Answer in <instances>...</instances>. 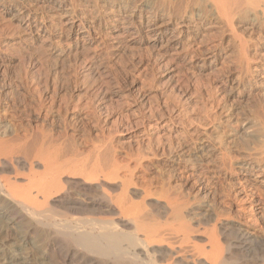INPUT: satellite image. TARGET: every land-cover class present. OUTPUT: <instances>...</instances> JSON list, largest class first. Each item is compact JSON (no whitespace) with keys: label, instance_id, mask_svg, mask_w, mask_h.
<instances>
[{"label":"bare ground","instance_id":"6f19581e","mask_svg":"<svg viewBox=\"0 0 264 264\" xmlns=\"http://www.w3.org/2000/svg\"><path fill=\"white\" fill-rule=\"evenodd\" d=\"M111 10L121 28L107 33L110 42L148 30L153 46L162 44V58L174 51L167 64H189L204 53L212 66L224 57L229 39L239 73L228 82L244 85L234 97L246 102L263 90L264 55L251 54L252 38L239 35L237 26L248 22L250 34H264V0H0V20L6 22L0 29V264H14L27 238L47 240L49 251L58 236L82 251L69 252L66 243L61 264H264V256H246L264 247V220L258 222L264 216V99H250L246 115H231L238 116L233 124L220 118L219 102L209 95L208 104L200 98L199 111L165 99L157 116L144 113L140 104L132 105L110 64L109 42L77 15L91 13L100 21ZM46 17L76 32L72 54L49 51L65 45L51 33L50 25L58 23L46 24ZM205 27L213 41L204 51L193 35ZM132 126L144 147L134 159L127 148ZM224 137L232 138L227 147ZM216 185L225 189L216 191ZM171 188L181 201L169 198ZM6 225L18 229L10 247ZM30 244L36 251L43 245ZM39 252L43 260L48 256Z\"/></svg>","mask_w":264,"mask_h":264},{"label":"rangeland","instance_id":"374dc122","mask_svg":"<svg viewBox=\"0 0 264 264\" xmlns=\"http://www.w3.org/2000/svg\"><path fill=\"white\" fill-rule=\"evenodd\" d=\"M114 6H116V5H113L112 4V7H114ZM94 11L95 10H93V12ZM114 11H119V7L116 6ZM108 12L109 11H106V13H104V15H102V19L100 21L96 20V17L93 18L95 15H93V14L91 15V13H89L90 15L89 14H82V12L80 11V12H78L77 15L78 16L80 15V16L83 17V19L87 20V21H85L88 24L87 27H90L91 26L90 29L92 28L91 30H93L94 34L95 35L96 34L97 35L98 34L100 35V36H97L96 35L97 38L98 37L101 38L102 37L101 35L103 34V37L104 38L102 37L101 39L102 40L104 39L103 41H104L105 44L107 42H109V43L106 44V45L109 44L106 47L108 48V50L110 49L109 50V52H110V64L117 71V74H118L119 78H121V79H119L121 85L124 86L125 89H128L129 90V94H130V98H131L132 105L134 106V104H136L138 107L141 105L140 106V109H142V107H143V112L144 113H148L149 112L150 114L153 113V115L157 116V114H159L158 112H161L162 110H164L165 107H166V105H167L164 102H162V101H165V99L167 100L168 104H170L172 102H174V103L175 102H178L179 100L182 103L185 102L184 104H182V106L183 107L185 106L186 108L188 107L189 109H192L193 112H195V109L194 108H196V110H197L198 108L202 107L201 106L202 104H205V103L208 104L210 102V101L205 102L206 99H207L206 96L209 95L208 98L211 97V96L212 97H211V99L209 98L208 100H212L215 97V100H217L219 102V104H218V102L216 104H218L217 109H218L219 112L217 111V114L220 113V116H221L220 118H222V120L225 121V122H231V124H233L235 122L233 118L234 117H238V116H236V115L231 116V115L234 112H235L234 114L238 113V115L241 114V112L243 114H245V113L247 114L249 112V108H248L247 105L251 101L250 99H252V100H254V98H255V100L260 99V98H261V100H262V98L264 99V97L262 95L263 94L262 92H264V86H262V85L259 86V87L260 88L263 87L262 88L263 90L257 92L256 94H254L251 98L248 99L249 101L247 99H246V102H245V100L244 101H240V100H238V99H236L234 97L235 95H237L238 92H240L242 89H244L243 88L244 85H238L237 86V85H235V82L234 83L233 82L232 83L231 82H228L229 79H234V77L239 73L237 71L238 70L237 69V66L235 67L236 63L233 62V61H235L234 59L236 58V47H235V44H233V43L232 44L227 43L229 41V39H228V41L226 39V42H225V45H224V49L222 50L224 57L223 58L222 57L221 58H218L217 61L212 64V66L211 65L210 66L208 65L209 60L207 59V57H209V56L206 55L207 56L206 57L204 53H203L204 55L201 54V57H200L202 60L200 58H198L200 60L196 59L195 60L196 63L195 62L189 63L193 69L189 66V64H187L188 61H186L187 63H182V64L180 63L179 64V62L177 60V62L176 61L171 62L173 64H167L166 63V59L169 58L168 55H170V54L172 55V53L174 55V51H171V52L169 51L168 54L165 53L166 55L164 54L165 56L163 57L164 58L163 59L162 58V54L165 51L164 50H161L162 44H158V45H154L153 46V42H154V40H153L154 39L153 33H150L148 30L145 31V29H144V30H142L143 33L140 32L138 34H135L134 36H128L127 35L124 39H122L120 41L119 40L118 41L117 40H114V41L111 40V42H110L109 41L110 38H108L107 33L109 34L112 31L113 32H117L118 29L121 28V25H120V21H117V18L118 17H116V14L113 13V10H111L109 13ZM118 13H120V12H118ZM128 15L129 14H127V13H122V17L128 16ZM137 15H139V14H137ZM31 16L32 15H30V17ZM89 16H91V17L89 18ZM39 17H40L39 14H36L35 15V19H39ZM67 18L68 17H66V20H67ZM114 18L116 19L115 22L113 21V20H115ZM46 21H47L46 24H49L50 21H53V22L58 23V24L50 25L51 33H52L54 39L63 42L64 45H65L60 50H59V48H56L54 46H51L49 48V51L51 53H54V54L57 55V54H64L66 52V50H68L67 52H71V54H72V50H73V47H74V44H75L73 42H77V40H76L77 39L76 32L73 31V30H71V29L68 30L69 29V26H63V25H61V22H62L61 19H59V21H58V19H56V21H55L54 18L46 17ZM112 21H113V24H112ZM4 22L5 21H1L0 20V29L4 26ZM145 22H147V21L145 20ZM159 23H161V22H156L155 25L152 26L151 30L153 29V27H154V29H155V27L157 28L160 25ZM247 23L248 22L239 23L240 26L238 25L237 26L238 28L236 27L237 28V33L239 35H242V36H245V37L247 36V37L252 38L253 43L251 41V45L253 44V47H254V45H256L259 48V49L258 48H255L254 49L252 47L251 50H250L252 55H253L254 52H255L254 54L259 53V56L261 55V53L264 55V52H263L264 51L263 50L264 49V40L262 41V39H261V37H264L263 32L260 31L261 33H259V31H255V32H252L250 34L249 27L247 26ZM117 26L120 27V28H118ZM206 28L207 27H205V29H203V30L202 29L199 30L198 32H196L193 35L194 41L197 44V46L199 47V49H203L204 48L203 49L204 51H205V47L207 48V45H209L213 41V40L211 41V39H210L213 36V35L211 36V33H212L211 30H209V28H207V29ZM263 31H264V28H263ZM258 34H259V37L257 36ZM257 37H258V39H256ZM132 39L134 41L137 40L139 42H131V41H133ZM102 40H100V41H102ZM103 41H102V43H103ZM110 45L113 46V47H111ZM253 50H254V52H253ZM178 51H179L180 54L178 53L176 56L178 58H182L180 55H183V51L180 50V49ZM181 51H182V53H181ZM160 54H161V57H160ZM68 57H69L68 59H70L71 62H72V56H68ZM64 59H66V58H64ZM67 61L68 60H66L64 62L65 63V71L66 72L69 70L68 68L70 66L69 62H67ZM176 64L178 66L177 68H176ZM256 65H257V63L255 64V63H252L251 62V66H256ZM234 68L237 69V70H235ZM258 69H259V67H258ZM188 70H190V71H188ZM255 74H256V72L252 75V77L253 78L255 77L256 80H259V78L257 79V75H255ZM78 83H79V81H78ZM223 84H224V86H223ZM197 85H198L199 88L196 87ZM71 87L72 86H70L67 89V94L68 95L70 94V90H71L70 88ZM207 89H208V91H207ZM159 91H160V93H159ZM190 91H191V93H190ZM196 91H198L199 93L196 92ZM184 92H186V93H184ZM188 92H189V94H188ZM195 92H196V94H195ZM200 92H201V95H203L202 97H200L201 95H199ZM211 92H212V94H211ZM143 94L145 95V97H143L144 96ZM184 95H185V97L183 98ZM187 95H189V98H187ZM218 95L220 96V99H219V96ZM131 96H133V97H131ZM160 96H162V97H160ZM190 96L193 97V98H191ZM162 98H164V99H162ZM200 98L202 99V102H204V103L201 102V99ZM76 99H78V98L73 97L71 99V101L73 102L72 105H74L76 103ZM79 99H82V96H80ZM188 99H189V101H187ZM168 100H170V102ZM193 101L194 102H197V103H194ZM138 104H140V105H138ZM142 104H144V105H142ZM194 104L195 105L197 104L196 107H195ZM161 105H162V107H161ZM189 105L190 106H193V107H190ZM198 105H199V107H198ZM158 106H160V108ZM148 108H150L151 112H150V110H148ZM146 109H147V112H146ZM152 109H154V111ZM157 109H158V111H157ZM156 111H157V113H156ZM198 111H199V109H198ZM193 112H192V114H193ZM224 112L226 113L225 115H224ZM189 113H190V111H189ZM227 118H229V119H227ZM225 119H227V120H225ZM134 129L135 128L133 126L131 128H129V130H130L129 131L130 132V136H132V137H130V140H129V141H131L130 144H129V142L127 143V144H129V146L126 145L127 148L128 147L130 148L129 149L130 152L131 153L132 152L134 153V155H133V153L131 154V157L133 159H134L133 156L136 157V155H139V154L141 155V152L143 153V151H144L143 145H140L139 142H136L135 141L136 139L134 140V134L137 131L136 129L135 130ZM131 134H133V135H131ZM224 138H223L224 147H227V146H229L227 144L230 143L229 140H232V138L231 139L230 138H226V137H224ZM203 140H204L203 139V136H201V137H199L197 139L196 142L198 144V143L203 142ZM226 142H227V144H226ZM139 145H140V147H139ZM225 145H227V146H225ZM142 148H143V150H141ZM139 150H140V153L137 152ZM159 171L161 172V170H158V171H156V173L158 172L159 175H160L161 173ZM177 173L178 172H176V174H175L176 177H178L180 175V174L177 175ZM161 175H163V172H162ZM174 177L175 176L173 175V178ZM175 178L172 179V180L173 181L176 180ZM191 181H192V179H188L187 182H190L191 183ZM176 187L177 186H175V188ZM175 188H173V189L171 188L170 191H172V192H170V191L168 192V194L171 196V197L169 196V198L176 199V200L179 201L181 199V197L178 195L179 192ZM213 189H216V191L217 190L220 191V190H223L225 188L223 187V189H222V186L216 185L215 188L213 186ZM227 189L229 190V192H231L232 190L233 191L239 190V188L237 186H233L232 189H231V186H230V188H229V186L228 187L226 186V190ZM186 195H185V193H183V195H181V196H184L185 199H188L189 202L193 203L194 202V199H193L192 194H191V196L189 195L190 197L188 195L186 197ZM201 201H202L201 203L210 204L209 201L206 200V199H202ZM201 215H205V213L203 211H201V213H200V215L198 217L200 218ZM263 220H264V216L262 217V219L260 218L258 222H262ZM6 226L7 227L9 226L8 228L10 229V230L9 229L7 230V232H9V233H7V234H9V238H7V239H9V240H7V243H6L7 245L9 244L8 246L10 247L11 244L13 243V240L18 235V229H16L17 227H15L14 225H12V226L15 227L14 229H12L13 227L10 226V225H6ZM261 226H262V230H261V232H259V235H260V238L263 239L264 238V224L262 223ZM10 227H12V228H10ZM2 232H5V231H3L0 228V233H2ZM11 232H13V233H11ZM13 234H14V236H11ZM227 234H228V236H227L228 239L234 240L235 234L232 231H229ZM60 238L61 237L58 236L56 238V240L58 239L57 241L56 240L55 241H50V243L52 242V244H53V247L50 250H52L54 248L52 250L53 252L52 251L50 252V250L47 251V248H46V244H48V241L47 240L40 239V241H39V240H37L36 237H34V240H33V238L32 239L31 238H27V240H26V243L27 244H25V248H24V249H26V251L23 250V252L20 255V257H18V259H15L14 260V264H29V263L32 264L35 261H36L35 264L37 262H38L37 264H41V263L42 264H46V263L48 264L50 262H52V263L53 262L54 263L56 262V264H61L62 261H63L62 260L63 259L62 256H64V254L68 251V249L70 247V243H71V245L73 243L72 242H69V245H68V241L67 240H65L62 237L63 241H61ZM41 240H42V242H41ZM59 240H60V244L63 245V243H65V246H66V243H67V245L69 247H67V246L65 247L64 245L63 246L62 245H58L59 244ZM30 242H32V243L36 242V243H39V245L40 244H43V245H40V248L39 249H41L42 251H45L46 253H48V256L45 257V259L43 260L39 256V255H41L43 257L42 253L39 252L41 250L36 251L35 249H33L32 246H30L31 245ZM45 242H46V244H45ZM73 245L70 247V248H72V250L70 249L69 252H71V251L72 252H75V251L76 252H79L80 251V250L78 251L79 248L77 250H75L76 248L73 247ZM44 247L46 248L45 250H44ZM62 247H63V251L64 252L62 251ZM260 248H261L260 250H259V248H254L253 251H251L250 253H248V255H246V256L249 259H250V257H251V259L252 258L253 259H257V258H259L261 256H264V247L263 248L260 247ZM55 249H56V251H55ZM57 249L58 250L60 249L61 252H59L60 250L57 251ZM54 252H56V253H54ZM80 252H82V251H80ZM80 252H79V255L80 254L82 255V253H80ZM49 256H51L52 258H50ZM238 257H239V255L235 254V258L237 259ZM52 259H54L55 261L54 260L52 261ZM60 259H61V261H60ZM30 260H32L31 261L32 263L29 262ZM39 260L40 261L42 260V261L39 262ZM47 260H48V262H47Z\"/></svg>","mask_w":264,"mask_h":264}]
</instances>
